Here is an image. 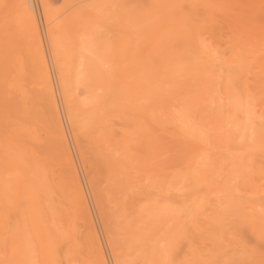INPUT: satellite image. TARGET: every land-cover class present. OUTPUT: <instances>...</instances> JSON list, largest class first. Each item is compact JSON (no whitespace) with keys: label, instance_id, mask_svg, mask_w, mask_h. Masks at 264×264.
I'll return each mask as SVG.
<instances>
[{"label":"bare ground","instance_id":"obj_1","mask_svg":"<svg viewBox=\"0 0 264 264\" xmlns=\"http://www.w3.org/2000/svg\"><path fill=\"white\" fill-rule=\"evenodd\" d=\"M42 1H43V5L45 8L47 20L49 21V23H51L53 25L56 22L55 21L54 23H52L53 19L54 18L56 19L57 17L61 18V15H57V17H55V11L53 10L54 8L53 9L51 8V3H52L51 0H42ZM122 1H123L124 6H127V8H128L129 13L128 12L127 13L129 16L127 18L125 16H123L124 18H122L123 14H121L120 18H122L123 21L126 19V21L132 22V26H134L135 28L137 27L136 28L137 30L134 32L135 37H133L131 32L130 31L128 32L126 30V28L123 30V32H125V30L128 32V33L127 32L126 33H127V36L129 35V38L131 41H133V40L135 41L131 44L132 46L129 45V46H126V48L131 46V47H135V49H139V44H140L139 41L142 39V34L144 35L143 27L146 28L145 25H148V26L151 25L152 26V24H153L155 26V25H157V23H158V25L160 23H162V21H164V22L166 21L165 23L167 25L169 22L178 23V21L181 20L182 16L186 12H189L188 10H192V8H191L192 4H193V8H194V4L196 6L198 5V7H195V10H198V12L200 13V15H198L197 17H199L198 18L199 22L201 20V22H200L201 26H199L200 24L198 22V26H196V28L201 27L202 30L199 31L197 29H192V28L189 29L188 27L186 28L185 27L186 25H184V23H183L185 21L182 20L183 25H180V23H179V26H176V28H174V30L172 32H170L168 30L169 32L165 33V30L164 31L162 30L164 35L162 37H159L158 41H157V42H161V44L159 45V47L161 46V51H160L161 54L159 53V57H157L155 55V52H156L155 51L153 53H148L146 56L138 57V59L135 60V64H134L131 61L122 63L124 61V57L121 55V51L116 52V54L114 52H113V54L112 53L109 54V50H108L109 48H111L110 52H112L113 51L112 48L115 50L114 47H119V45L118 46L116 45L118 43L117 41H116L117 43L114 44L116 46H111V43H109V42L106 43L105 41H101L100 37L98 40H96V42L94 41L98 36L97 35L95 36V34H91V32L93 30H96L97 25L94 27V29H93V27L91 30L89 29L90 32H88L90 34V36L92 38L94 36L95 39L91 40V38H90L91 41L87 42L88 41L87 38H89V34L88 35L84 34L85 33L84 32L82 34L87 35L88 37L86 38V36H85L84 39L82 37V40L84 41V43H81V44L78 43V45L76 44V46H72V45H74V43L72 41H68L66 39V37L64 40H67L66 42H69V44L70 43H72V44L69 45V44H65V42H63V37L67 36V34L64 33L65 30L62 31V29L60 30V28H58V29L55 28L56 27L55 25H57L58 23L54 25L55 27L49 26V27H51L50 28L51 32L50 31L49 32L51 33L50 34L51 35L50 40L52 39L51 40V42H52L51 43L52 54H53V57H54V60L56 63L57 70H58L59 82H60V86L62 89L63 98H64L65 104L67 106L68 118L73 123L74 131H75L77 139L79 141H82V140H80L81 136L87 135L89 137V139H87V137H85V139L88 140V141H86L87 145L91 150L94 151L93 153L90 151H88V152H90L91 154L95 153V156L93 158L97 157L96 158L97 161H99V160L103 161L104 160V162H105V164H103L102 166L103 167L105 166L104 168H106L105 172H107L106 174L108 175L106 179L109 181V186L107 188H105V186H102L105 188L104 189V188L99 187L97 185L95 178L91 179L92 185H93V187L92 186L91 187H92V189L94 188L95 195L98 198V201L101 203L103 202V198H104L103 193H106V196L107 195L110 196L112 201L119 200L123 194H126L125 197L131 195L133 198L132 201L138 200L137 205L133 207L135 209L132 208L131 209L132 211H130L132 213V214L130 213L131 216L132 215L135 216V212L137 211L142 217L139 216L138 213L136 212L137 214L135 216L136 217L135 219H138L139 217H141V218H145L147 221V219L151 220V218L152 219L154 218V220H152V221H154V223H153L154 226L152 225V221L150 222V220L148 221V223H144L145 226L143 224L144 227H148V225H149V228L151 230H152L151 226L155 227L156 225H159L160 220H161V223H164L163 226L165 227L166 234H163L162 232H160L162 235V239H163L161 241L163 243V246H162V244L158 243V240L155 241L156 240L155 238H157V236L160 237V235H159L160 233L159 234H158V232L156 233L155 230L157 228L158 229L156 231L160 230V227L162 228V225L158 226L157 228L155 227L156 228L155 230L153 228L154 231L152 230L153 231L152 233H150L151 230L150 231L148 230L149 234H153V235H151L154 238L153 243L154 242H156V243H154L153 244L154 247L152 246L153 248H151L152 249L151 250L152 255L151 254L150 255L152 257L150 256L151 258L149 257L148 261L145 260V264H158L157 263L158 261L155 262V259L153 258V254L157 255V257L160 256L162 258V260L165 262V264H167V263L171 264L170 263L171 262V255L173 257L171 250L175 247H178L180 245V243L183 241H185V245L188 248V252H190V259L188 258L189 262L187 264H189V263L190 264H262V262L264 260V195H263V193H264V158L260 159V157L262 155H263L262 157H264V101H263L264 98L262 95V94H264L263 93L264 87L262 86L263 89H260L261 87L259 89L257 88L258 90H261V91H258V90H256V88L254 86L259 87L260 83L254 82V83H256V85L250 86L246 82H244L243 80L230 75L227 72V70H225L224 63H223V67L221 66L218 69L217 73H215L213 71H210V73L205 72L204 66H205V64H207V61H210L209 59H212V58L217 60L215 54L219 53V52H217V50H219V47H218V49L216 48V51H215V49L213 47H216V46L209 44V42H211L212 39H211V41L209 39L204 40L199 35L202 34V32L204 30L202 28L203 24L209 25L211 27L215 26V23L218 22V21H216V19L218 20L219 17L221 18L220 13L222 14V17H224V18H221L222 20L219 19L220 21H222L223 24L228 22L230 25L231 24L234 25L236 23L235 25H237L238 27L241 26L238 29L241 28L243 30L244 34H246L245 30H247L248 27L251 26L252 23L250 20H253L252 18H253V16L255 17V14L259 20H262V22L260 21V23L262 25L257 23V22H259V20L256 17L254 19H256L257 21L254 20L252 22H254V24L257 23V26H259V27L263 26L264 19H260V18H264V13H263L264 8L260 7V6L264 1H262V0H260V1L259 0L258 1L257 0H250V1L246 2V0H243V1H241V0H236V1L235 0H224L223 1L222 0L223 3H225L226 8H224L225 6H223V3H219L221 1H218L217 4H219L218 5L219 8L221 10H223L224 12L219 11L220 9L216 5H213V4H215V2L217 0L213 1L214 2L213 4H211L208 0H145L146 3L143 2L142 0L140 2H139V0H122ZM142 2L145 3V5H143V7L141 5V4H143ZM252 2L256 3L255 6L259 5L258 8H255L256 10L253 8L251 10L250 7H249V9L247 8V6H249V4L254 5V3H252ZM235 3H236V5H235ZM190 4H191V6H190ZM17 5H19V8L17 10H20L19 14H20V16L22 15V17L25 21L24 25L27 28L26 32H25V33H27V36H28L27 39L29 42H31V45H32V46L30 45L31 48H29V49H31V50L33 49V52H31L32 53L31 56L28 57V59L26 58L25 60L26 61L28 60V62L30 63L31 68H29V69L32 71H34V69H35V73H37V74H35L31 71L32 74H35L32 76V78L34 80V84H36V86H38L37 85V83H38L39 85L41 84V86H42L41 88H40V86L38 87V88H40V90H33L32 89L35 92V93L32 92L33 96L30 92H29L30 94L27 92L29 95V98L31 99L30 100L31 102L28 103V96H27V93L25 92V88L21 87L19 85L20 83H18V85L20 86V87L18 86L19 89L21 88L22 91H24V93L21 91L22 96H24V103H23L24 105L22 104V106H20L17 109L19 111L20 115L22 116L23 122H24V135L20 136V137L24 136V147H22L21 143H19L20 145L17 147H14L13 151L20 150L19 147L24 148V165H26V164L30 165L29 172H27V174L24 176V198L32 204L33 209H36V206H35L36 202H42V201H45L47 199H53L52 197L54 194V190L56 187H58L57 186L58 183H57V180L55 177L56 175L54 176V173L50 172V170H49L51 168H49V160H48L47 155L46 156L42 155V154L45 155L47 153V150L46 151L42 150V146L51 147V148H54L55 150H57V153L60 155V158H59L60 162L66 166V170L68 172V175L66 174V176L64 178H61V177L60 178L63 180H66V181L70 180V182H71L70 183L71 188L70 187L68 188V190H67L68 192L65 191V189H63V190L61 189L62 191L60 190L59 192L62 193L63 195L65 193H67V196H70V198H72V200L74 199L75 202L77 201L76 203H78V205L80 207V209L79 208H77V209L83 211L87 215V217L90 218V210H89L90 208H88V205H87L86 193L84 192V188L82 187V184L80 182V178H79L80 174H78L79 171L76 168V165H75L76 163H74V161H73L74 157L72 158L73 154H71V151H70L71 148H70V143L68 141L69 139H68L67 133L65 131L64 123L62 122L61 112L59 111V108H58V102L56 99V94H55L56 92L54 90V85H53L54 83L52 81L50 64L48 61V56L45 53L46 51L44 50L45 47H44V44L42 41L43 37H41L42 35L40 33L39 22L36 18V12L34 11L35 9H34L33 0H18V4H16V6ZM238 5H239V12L237 11L238 13L235 12V14H234V12L231 13L232 11L229 10V7L231 9L235 8L238 10V8H237ZM244 5H246V7ZM199 6H200V9H203V11L199 10ZM232 6H234V7H232ZM62 7H64V6L61 5V8ZM64 8H66V7H64ZM213 8H218V9H216V11L214 12ZM57 9L55 8V10H57ZM60 9H58V12L60 11ZM166 9L168 10V13H165ZM260 9H261V11H260ZM62 10H63V8H62ZM240 10H242V11L240 12ZM125 11L126 10H124L123 12L125 13ZM259 11L262 13L261 15H263V16L259 15V13H260ZM191 12H189V13H191ZM218 12H220V13H218ZM225 12H229V14L231 13V15L234 14L235 15L234 18L235 17H237V18L235 20L234 19L230 20L233 17H231V15H229L228 13L225 14ZM243 12L244 13L247 12L245 14H248V15H245V14L242 15ZM252 12L253 13L255 12V13L253 14ZM171 13H173V16L175 18L173 16H172V18L166 16L167 14H171ZM216 13H218V14H216ZM160 14H161V16H160ZM163 14H165V15H163ZM215 14L217 15V17ZM238 14H240L241 16ZM250 14H252V15H250ZM183 17H185V16H183ZM227 17L228 18L230 17V18L228 19ZM188 18H189L188 20H191L189 15H188ZM226 18L229 21H226ZM20 19H22V18H20ZM223 19L225 20V23H224ZM238 19L241 20V22H239ZM59 20H61V19H59ZM160 20H161V22H159ZM237 22H238V24H237ZM185 23H188V22H185ZM195 24L197 25V23H195ZM191 25L194 26L193 22ZM58 26H59V24H58ZM246 26H248V27L246 28ZM253 26H251V27L253 28ZM124 27H125V24H124ZM216 27H218V26H216ZM236 27L235 28L233 27L235 32L237 30ZM243 27L245 28V30L243 29ZM255 27H256V25H255ZM255 27H254V30L256 29ZM259 27H257V28H259ZM215 28L212 27L213 30ZM79 29H77V31L78 30L84 31V30H82V27H79ZM97 29H99V28H97ZM152 29H154V28H152ZM217 29H215V31ZM261 29L262 28H260V31L263 30V29L262 30ZM195 30H197V31H199V33L200 32L201 33L197 34V32ZM213 30H210V31H213ZM254 30H252V31H254ZM256 31H259V30H256ZM260 31L257 32L256 34L258 35V33H259V35H261L262 32L264 33V31H262V32H260ZM229 32H231V31L229 30ZM243 32H241V30H240V32L237 30V32H236L237 36H236V34L234 36L233 33L231 35H229L231 37L234 36V38H232V39H236L235 42H237V45H238V47L237 46L236 47L239 48V51L235 50L234 52H231V53L229 52L230 55H229L228 60L231 63L230 65H233L234 67L239 62H241V58L244 55L247 56L248 54H250L249 55L250 57H251V55L253 57L257 55V54L256 55L254 54L256 49L252 48V46L247 48V46L243 47L240 44L241 41L238 40V37H239L238 35L240 33H243ZM66 33H68V31ZM126 33H123V34H126ZM158 33H160V32H158ZM79 34L80 33H78L77 36H79V37L84 36V35H79ZM96 34H98V33L96 32ZM208 35H209V32H208ZM211 35L213 37H217L218 39L221 38L220 35H217L214 32H211ZM7 36H8V34H7ZM248 37H249V35H248ZM258 37H260V36H258ZM129 38L127 37V39H129ZM249 38H251V37H249ZM252 38H253V36H252ZM118 39H121V38H118ZM70 40H71V37H70ZM121 40H123V39H121ZM130 40H129V42H130ZM85 41H86V43H85ZM99 41H100L102 47L105 45L107 47L110 46L109 48H107L105 46L106 48L103 47L104 49H102V47H101L102 51L105 50V52L103 51L104 54H99V52H97V50L99 49L97 47V46H99V44H98ZM206 41H208V42H206ZM79 42H81V40ZM142 42H144V41H142ZM63 43L65 45H63ZM103 43L104 44L106 43V44L103 45ZM11 44H12V42H11ZM121 44H122L121 47H125L124 41ZM152 44H154V43H152ZM156 44H154L155 45L154 48H156ZM223 45L225 46L226 43ZM255 45L257 47L258 45H261V44L256 43ZM181 46H182V48L180 49ZM253 46H254V44H253ZM65 47H68V49ZM159 47H157V48H159ZM183 47H185V48L183 49ZM64 48L67 52L64 50ZM189 48H191L192 51L188 50ZM259 48L261 49L262 47H259ZM259 48H258V50H259ZM86 49H87V51H86ZM187 50L191 51V52L188 53ZM229 50L232 51L231 49H229ZM258 50H257V52H259ZM219 51H220V53L222 52L221 50H219ZM106 53H107V55H106ZM165 53H168V55L166 56ZM108 54H109V56H108ZM193 54H194V56L196 55V58H195L196 61L193 60L194 64L189 65L190 69L189 68L187 69L186 67L189 64L188 63V57L191 55L193 56ZM221 54H223V53H221ZM249 56H248V58H249ZM217 57L219 58V56H217ZM0 58H1V56H0ZM224 59H226V58H224ZM216 60H213V61H215L213 63L216 64V62H219ZM0 61H1V59H0ZM223 61H221V62H223ZM3 62H0V63L2 64ZM253 62H254V60H253ZM225 63H227V62H225ZM22 64H23V62H22ZM19 65H21V64H19ZM27 65H29V64H27ZM248 65L249 64H247V67H248ZM136 67H138V69H137V71L134 72ZM201 67H202V69H201ZM257 67L258 66H255L253 68L255 69ZM10 68H11V66H10ZM20 68H22V65ZM223 68H224V70H223ZM253 68L251 67L250 69H253ZM6 69L7 68H5V70ZM8 69L6 70L7 75L3 73V72H5V70L0 71V75H1V77H3V80L5 79L4 76L7 79L8 75H9ZM181 69H187L189 71L191 70V72H189V73H192L193 71H197V70H198V72L201 71L202 75H204L206 77L205 79L207 80V82L209 84H207L205 86L200 85L203 82L202 81L203 78L199 79L198 77H196V75L194 76V74L192 73L194 77H192V79L190 78V81H188L189 84H187V87H186L187 90L185 88L186 91H184V92L181 91L184 87L183 85H185L184 80H183V83L178 80V78L179 79L181 78V77H179V74H178V73L182 72V71L179 72ZM10 70H12V69H10ZM13 71H15V68L13 69ZM19 71L21 72V70H17L15 72L18 73ZM256 71H257V69H256ZM15 72H14V74H15ZM10 73H12V72L10 71ZM17 73L15 75L16 81H14L15 79L13 80L12 76L9 75L8 80L12 78L13 83L11 82L12 80L10 81V83L8 80H7L8 83L6 82L7 87L5 90L9 93H12V91H8V90H11L12 86H13V88L17 87L15 84H17L18 81L20 82L23 79L22 77H21L22 78L21 79L19 76H17ZM21 74L22 73H20L19 75H21ZM184 74H185V72H184ZM254 74L255 73H253V76H254ZM202 75H201V77H202ZM246 75L248 76L249 73L247 72ZM239 76L241 77V74ZM17 77H19V79ZM29 77H30V75H29ZM189 77L190 76H188V78ZM259 77L262 80L263 77H261V76H259ZM259 77L258 78L253 77V78L257 79L256 81H259L258 80ZM26 78H28V77H26ZM32 78H30V79L32 80ZM181 79H184V78H181ZM199 80H201L202 82ZM36 81H38V82L35 83ZM0 82H1V84L5 83V81H2L1 78H0ZM27 82L29 83L28 80H27ZM30 82H33V81H30ZM181 83H182V85H181ZM257 83L259 85H257ZM28 85L31 86L30 83ZM166 85H167V87H165ZM25 86H27V84ZM168 86L170 87V89H172L171 93H172V96L173 95L175 96V98L173 96L174 100L176 99V97L178 98V96H180V95L182 96L180 98L183 99V100L181 99L182 101L180 100L182 102V103L180 102L181 103L180 107H179V104L175 103L178 105L179 109L178 108L174 109L177 106L175 104H173L174 100H172L173 98H171V96H170L172 102L171 103L168 102L169 103L168 105L171 107V105L173 104L172 106H174V107L172 110L169 107L170 109H168V110L170 111V113L169 112L168 113L172 116V118H171L172 122L175 121L177 123V125L181 129H183L184 132L189 133L190 136H192L193 134L195 135V138L197 136L198 140H199L198 135L204 136V137H202V136L200 137L202 139L205 138L204 142L206 139L207 140L209 138L211 139V136L214 137L215 136V135H213L215 133L214 130L218 129V130H216L219 132H218V136L216 138L217 139L216 140L217 146H215V147H219V148H218V150H216L215 158H213V156L211 158L210 155H211V152H213L211 149L212 148L211 146L216 144V143L213 144L215 138L213 140V137H212L211 140L210 139L208 140L209 142H207V140H206V142L203 143V145H201V147L202 146L207 147V148L211 147L210 152L207 148H205V150L206 149L208 150V153H210V155H208V153H206L207 150L206 151L202 150V153H199L201 149H199V152H197V154L191 155L187 158H186V154H188V153H186V154L184 153L185 157H182L183 161L180 160L182 162H179V163L185 162L183 169L177 168V170H175V169L168 170L167 169V170L161 171L159 168H157V170L159 169L161 171V173H157V175H154L155 173L149 172V170L146 169V166H148L150 163L145 161V157H144L143 166H142L143 170L142 171L146 170L145 174H140L138 176V179L134 180V178L132 176V171L134 169L132 170L131 167L137 165V164L133 163L134 161H136L137 158L135 160L133 159V154L136 153V152L133 153V151L134 150L137 151L138 147L141 148L140 150H144L142 148V146H144V145H143V142H141L142 146L140 145L137 147V144H139V143H137L135 146L136 142L134 141L135 143H134V145L132 143V145L137 147V148L134 147L135 149L132 150L131 147H133V146H130L131 143H129V142L131 141L132 138L134 139L135 136L139 137L138 134H136L137 132H135V130H137V131L139 130L138 131L139 133L140 132L143 133L144 127L146 128L147 126L144 125L145 122H143L141 124L140 121H143V119H140L139 117L136 116V118L139 119L138 120L140 122L139 124H141L139 126V127H141V130L137 129L138 125H139L138 123H136V125H135L136 127L134 130V128L131 127V126H133V122L130 120V122L128 123L129 116H128V118L126 117L127 112H128V114L132 115L131 114L132 109L128 110L126 108V110L124 111V109H125L124 105L127 106L128 104L129 105L131 104L129 102H135L134 104L132 103L133 106L137 105V107H138V105H139L138 101L139 100L145 101V103H146L147 102L146 100H149V98H150L149 93H151V95L156 96L158 91L164 90V87H165L166 91L169 90ZM0 87H2V85ZM3 88H5V87L3 86ZM19 89H18V91H19ZM3 91H4V89H3ZM146 93H148L149 98H148V96H146L147 98H143V97H145ZM141 94H143V95L140 96ZM79 96H84V99H86L89 102V104H87V101H85V100H84L85 102L83 101V104L86 106V108L91 106L88 109V111L86 108L83 109V111L85 110V112H86L85 113L86 116H83L82 111L75 104L76 99H79L78 98ZM20 98H21V96H20ZM151 98H150V100H151ZM212 98H214V99H212ZM20 100L23 101V99H20ZM22 101H21V103H22ZM80 102H82V101L80 100ZM136 102H137V104H136ZM121 106H122L123 116L128 119V120L125 119L128 124L127 123L123 124L121 130L119 131V130H117V127L115 125H113V123L111 122L113 119L115 120V118H114L115 116H113L112 120H111L110 116H112L113 115L112 113H114L116 111L121 113V111H119V110H121V108H120ZM150 106L152 107V104L146 107L147 111H145L144 108L141 109L142 110L141 112H143V110H144V112H146L147 115L145 113L142 114L141 112H138V113L141 114L143 117L146 116L148 118V113L150 111H152ZM142 107H143V105H141L140 108H142ZM153 107H155V106H153ZM200 107L204 108L203 113L201 114L202 117L204 115H207V113L208 114L210 113L209 115H211L212 117L213 116L215 117L217 122H214V123L215 124L217 123V125H215V124L214 125L217 126V128H213L214 125H213L212 129L208 126H207L208 127L207 128L206 123L208 122L209 118L208 117L205 118L206 116H204V118L206 119L205 120L206 122H204V118L196 115L198 113V111L200 110L199 109ZM135 108H136V106H135ZM135 108H134V110H135ZM157 108H159V106H157ZM160 108H162L161 110H164L163 107H160ZM136 109H138V108H136ZM17 110H16V112H17ZM124 112L126 114H124ZM155 112H157V111H155ZM158 113H159V111H158ZM151 114H152V112H151ZM149 115H150V113H149ZM132 116H133V118H135L134 113ZM162 116L164 117V115H162ZM109 119L111 121H109ZM149 119L150 118H148V120ZM201 119H203V120H201ZM150 120L148 122H150ZM122 121L124 122V118ZM154 121H156V120H154ZM166 121H167V119H166ZM166 121H164V122H166ZM170 122H168V123H170ZM202 122H204L206 125H204V123H202ZM119 123H121V122H119ZM176 123H175V125H176ZM117 125L119 126L121 124H117ZM142 125H144V127ZM171 125H173V124H171ZM202 125L205 126L206 130H204L205 128H204V126L202 127ZM44 129L46 130V135H48V137H47V139H45L43 141L44 137H42V134L40 133V131H43ZM147 129H148V127H147ZM155 129H157V128L155 127L154 130ZM209 129H210V131H209ZM212 130H213V132H211ZM203 131H205V132L203 133ZM206 131L209 133L211 132L212 134L211 135L207 134ZM30 132L32 134L37 133L38 138H41L42 142H45V144H43L41 142L43 144V145H40L41 149L35 150V148H31V147L29 148V144L33 146V144L35 143L34 141H33L34 142L33 143L32 140L29 141L30 143L27 141L30 138L29 136L32 135V134H30ZM146 133H148V132H146ZM46 135H45V138H46ZM143 135H145V133L142 134L141 136H143ZM205 135H207V136L210 135V136H208L209 138L206 136L207 137L206 138ZM153 136H155V135L153 134ZM27 137H29V138H27ZM146 137H147V135H146ZM20 139L22 140V138H20ZM150 139H152V135H151ZM202 139H200V140H202ZM147 141H148V139H147ZM183 141H185V140H183ZM137 142H138V140H137ZM151 142L152 141H150V143H149V141H148V143L150 145H151ZM154 142H156V141H154ZM144 143H145V140H144ZM156 143L158 145L159 142H156ZM156 143H153V144L155 145ZM168 143H169V141H168ZM206 143L208 146L205 145ZM235 143L237 146L235 145ZM165 144L163 142V148L167 149L168 147L167 148L164 147V146H166ZM233 144H234V146H233ZM235 146L239 151L241 150L245 153H247L246 151H248V150L250 151V148H253V150L257 149L259 151L258 154H260V155L256 154L254 151V154L256 156L254 154H252V156L254 155V158H256L257 160L256 159L254 160V158H253L254 162H253V160H252V162L251 161L247 162V159H246L247 154L240 153V152L238 153V150H235L236 148L235 149L233 148ZM80 147H81V152H82L83 156L85 157V160L88 159V158H86L87 146L84 144V145H81ZM153 147L151 145V148H153ZM146 148L148 149L150 147L146 146ZM146 148H145V150H146ZM159 148L160 147H158L157 149H159ZM161 148H162V146H161ZM182 148H180V149H182ZM154 149H156V148L154 147L152 150L148 149V150H150V152L154 151V153L152 154V159H153L154 154H155L154 155V158H155L157 156V154L159 155V152H161L160 150H158V152H157V150L155 151ZM148 150H146V151L148 152ZM8 151H11V150H8ZM165 151H163V153ZM234 151H236L237 153H235ZM131 152L133 153L132 155H131ZM150 152L148 154L147 153L146 154L149 156ZM156 152H157V154H156ZM167 152H168V149H167ZM203 152H205L204 153L205 155H203ZM260 152L262 153V155ZM15 153L17 154L18 151ZM48 155L50 156V154H48ZM171 157L173 158V156H171ZM157 158H159V157H157ZM166 158H164V159L165 160L170 159L169 156L167 159ZM208 158H211L212 160H210ZM57 159H58V157H57ZM131 159H132V163H131ZM164 159H162V160H164ZM162 160H158L157 162L160 161V163H163ZM165 160H164V162H165ZM12 161H14V163H18V164H21L23 162L21 160V158H19V157L12 158ZM93 161H96V160H93ZM97 161L95 162L96 164L99 163ZM168 161L169 160L166 161L167 165L170 164L169 162L171 161V159L169 162ZM178 161H179V159H177V162ZM86 162H87V160H86ZM172 163L174 164V162H172ZM141 165H139V166H141ZM153 165L155 166L156 164H153ZM170 165L172 167V164H170ZM178 165H180V164H178ZM100 166H98V168ZM60 167H62V166H60ZM156 167H158V166H156ZM167 167H169V166H167ZM64 169L62 167V170L66 171ZM135 169L137 170L139 168H135ZM129 170H130V172H129ZM140 171H141V169H140ZM142 171H141V173H142ZM201 171H202V173H201ZM105 172H102V173L105 174ZM30 173H32V174H30ZM150 173L153 175H151ZM205 173H207L208 175L210 173L213 176L216 175L220 178H223V180L219 181V179H218V181H215L214 179H210L209 178L210 176L206 175ZM106 174H105V176H106ZM51 175H53V177ZM67 176L69 179L68 178L66 179ZM101 176H103V175H101ZM56 191H57V189H56ZM104 191H106V192H104ZM133 194H135L136 196H134ZM54 195H57V194H54ZM55 199H53V200H55ZM65 199L66 198H64V200ZM106 200H108V199H106ZM1 201L2 200L0 199V202ZM121 201H122V199H121ZM48 202H50V201L47 200V203ZM70 202L72 203L73 201H70ZM107 203H108V201H107ZM117 203L118 202H116V205L114 207L117 206ZM67 205H69V203H67ZM112 205H113V203H112ZM1 206H3L2 202H1ZM114 207H112V208H114ZM3 209L6 210V208H3ZM74 209H76V207ZM64 210H66V209H64ZM71 210H72V208H71ZM6 211H10V210H6ZM6 211H5V213L3 212V215L8 213ZM21 211H22V209H21ZM116 211H117V209H116ZM77 212L80 213L79 211H77ZM114 212H115V210H114ZM69 213H71V212H69ZM137 215L139 216L138 218H137ZM7 216H6V218H7ZM19 216H20V214H19ZM133 216L131 217L130 220L134 219ZM3 218H5V217H3ZM3 218H2V220H3ZM89 218H86V219L89 220ZM116 218H118V217H116ZM121 218H122V216H121ZM139 220L141 221V219H139ZM65 221H66V219H65ZM117 221L121 222L120 220H117ZM146 221H144V222H146ZM92 222L93 221L90 222L91 224L89 222H87V223H88V225L90 224L92 226L93 225ZM119 222H118V224H119ZM149 222L151 223V225ZM87 223L85 222V224H87ZM64 224H66V223H64ZM88 225H87V227H88ZM123 225H127V223L126 224L124 223ZM0 227H2V226L0 225ZM2 228L5 229V227H2ZM143 228H141V229H143ZM53 229H55V228H53ZM57 229H58V227H57ZM141 229L140 228L138 229L140 231V234H137L138 236L143 234V233H141V231L143 232L145 230V228H144V230H141ZM161 230H163V229H161ZM144 232L148 233L147 231H144ZM154 232L156 233L155 235H154ZM114 233H115V231H114ZM120 234L118 233V235H120ZM147 235L145 237H148ZM163 235H165L164 238H163ZM136 236L134 237V238H136L134 240L138 239V236L137 237ZM88 237H87V239H88ZM123 238H125V237H123ZM92 239H93L92 242L95 243L96 239H94L93 236H92ZM132 240L133 239L131 238V241ZM144 242H142V243H144ZM145 244H146V242H145ZM95 246L97 247L98 244L97 245L95 244ZM29 247H30V245H29ZM140 247H141V249H140ZM142 247H144V246H143V244L140 243L138 249H140V251L144 250V248L142 249ZM146 247H148V246L146 245ZM161 247H163V248H161ZM27 249L30 250L31 248H27ZM176 249L178 250V248H176ZM129 252L132 253V251H128V253ZM168 252H170V253L168 254ZM185 253H187V252H185ZM95 256H97V255H95ZM130 256H132V255H130ZM135 256H137V255L135 254ZM187 257H188V255H187ZM137 258H139V257H137ZM150 259L151 260L154 259V260H152L153 262H151ZM142 260H144V259H142ZM163 261H160V263H163ZM172 261L173 262L176 261L174 259V257L172 258ZM173 262H172V264H173ZM91 264H105V263L103 261H101L98 257H96L91 262ZM181 264H182V261H181Z\"/></svg>","mask_w":264,"mask_h":264},{"label":"rangeland","instance_id":"obj_2","mask_svg":"<svg viewBox=\"0 0 264 264\" xmlns=\"http://www.w3.org/2000/svg\"><path fill=\"white\" fill-rule=\"evenodd\" d=\"M51 1H52L51 8L52 9L54 8L53 10L55 11V17H57V15H61V18L60 17H57L56 19L55 18L53 19V22L52 23H54L56 21L53 25L51 23H49V21L47 20L46 13H45V8H44L43 1L42 0H33L34 9H35L34 11L36 12V18H37V20L39 22L40 33L42 35L41 37H43L42 38V41H43V44H44V47H45L44 50L46 51L45 53L48 56V61H49V64H50V70H51V75H52V81L54 83L53 84L54 85V90L56 92L55 94H56V99H57V102H58V108H59V111L61 112L62 122L64 123L65 131H66L67 137L69 139L68 141L70 143V148H71L70 151H71V154H73L72 155V158L74 157L73 158V161H74V163H76L75 164L76 165V168L79 171L78 174H80L79 175L80 182L82 184V187L84 188V192L86 193L87 205H88V208H90L89 209L90 210V218L87 217V215L83 211L77 209V208L80 209L78 203H76L77 201L75 202L74 199L72 200V198H70V196H67V193H65L63 195L62 193L59 192L61 189L62 190L65 189V191H67L69 187L71 188V184H70L71 182H70V180L66 181V180L61 179V178H64L66 176V174L68 175V172L66 170V166L60 162V159H59L60 158V155L57 153V150H55L54 148H51V147L42 146V150L43 151H46L47 150V153L45 155L44 154H42V155L43 156H46L47 155L48 160H49V168L52 169V170L51 169H49V170H50V172L54 173V176L56 175L55 177H56V180H57V183H58V185H57L58 187L55 188L54 194H57V195H54L53 194V197H52L53 199H55V198L56 199L55 200H53V199H47V200L50 201L48 203H47V200L42 201V202H36L35 203L36 209H33L32 208V204L28 200H26L24 198V176L27 174V172H29L30 165L29 164L24 165V148L19 147L20 150H16L15 149L16 151H13L14 150V147H17V146L20 145L19 143H21V146L24 147V136L23 137H20L21 135H24V122H23L22 116L20 115L19 111L17 110L24 103V96H22V93H21L22 89L20 88L21 89L20 90L19 87L21 86V87L25 88V92L26 93L27 92L28 93L30 92L32 94V96H33V93H32V92H34L33 90H40V88L42 86H41V84L39 85L37 83L38 81L35 82V83H37L38 86H36V84H34V80H33L32 76L35 75V74H37V73H35V69H34V71H32V70L29 69V68H31L30 67V63L28 62V60L27 61L25 60L26 58L28 59V57L31 56V54H32L31 52H33V49L32 50L29 49V48H31L32 45H31V42H29L28 39H27V37H28L27 36V33H25L26 32V29H27L25 27V25H24L25 21H24L22 15L20 16V14H19L20 10H17L19 8V5L16 6V4H18V0H0V56H1V58H0L1 61L0 62H3L4 61L2 64L0 63V67H1L0 68V71L5 70V68H7V69L9 68L8 69L9 75L12 76L13 80L15 79L14 81H16V76L15 75H16L17 72H15V71L21 70V72L19 71L17 73V76H19L20 78L21 77L23 78V79L21 78L22 80L20 79L21 80L20 82L18 81L17 84H15L17 87L13 88V86H12L11 90H8V91H12V93H9V92H7L5 90L6 87H7V83H8L7 80L9 78V75H8L7 79L4 76V78H5L4 80H3V77H1V75H0V78L2 79V81H5V83L2 82L3 84H1V82H0V84L2 85V87H0V199L2 200L1 202H2V205H3V206H1V202H0V206L2 207V208L0 207V214L2 213L0 215V225L2 227H5V229L2 228V227H0V264H91V262L96 257H98L105 264H145V260L148 261L149 257L152 255V253H151L152 252L151 251L152 249L151 248L154 247L153 244L156 243V242L153 243L154 238H153V236H151L153 234H149V232H148V230L149 231L151 230L149 228V225H148V227H144L145 226L144 223H148V221L150 219H147V221H146L145 218H141L142 216L137 211L136 212L141 217H139L137 215V218L138 217L139 218L138 219H135L136 218L135 216H136L137 213L134 211L135 212V216L132 215L134 217V219L130 220L131 217H132L131 216L132 213L130 211H132L131 209L134 206H136L137 205V202H138V200L132 201L133 198H132L131 195L125 197L126 194H123L124 196L122 195V197L119 200L112 201V199H111L110 196L107 195L108 196L107 197L106 196V193H103L104 194L103 202L101 203V202L98 201V198L95 195V190H94V188L92 189L93 185H92L91 179L92 178H95V180L97 182V185L99 187L105 186V188H107L109 186V181L106 179L107 176H108L106 174L107 172H105L106 171V168H104L105 166L104 167L102 166L103 164H105V162H104V160L103 161H100V160L97 161V159H96L97 157L93 158L95 156V153L94 154H91L90 153V152L93 153L94 151L91 150L88 147V145H87V142L86 141H88L87 139H89V137L87 135H82L81 136L80 140H82L83 142L82 141H79L77 139L76 134H75V131H74L73 123L68 118L67 106L65 104V101H64V98H63V94H62V89H61L60 82H59L58 70H57L56 63H55V60H54V57H53V54H52V46H51V43H52L51 40L52 39L50 40V37H51V35H50L51 34L50 33L51 32V29L50 28L52 26L53 27L56 26L55 27L56 29L60 28V30L62 29V31L65 30L64 33L67 34V36H64L63 37V42H65V44H69V42H66V41L67 40L68 41H72L74 43V45H72V46H76V44L78 45V43H80V44L81 43H84V41L82 40V37H83V39H84L85 36L87 38L88 37L87 35L89 34L88 32H90V30L92 29V27L94 29V27L97 25L96 26V30H93L91 32V34H95V36L97 35L98 37L95 39L94 36L92 38L90 36V34H89V38H87V40H88L87 42H89V41H91L93 39H95L94 41L96 42V40H98L99 37H100V40L101 41H105L106 43L109 42V43H111V46H116V45L118 46L119 45V47H114L116 51L112 48L113 51L110 52V50H111V48H109L110 46L107 47L105 45L106 43L105 44L103 43V45H105L107 48H109L108 49L109 50V54H111V53L113 54V52L116 54V52L121 51V55L124 57V61L122 63L130 62L131 61V62H133L135 64V60L138 59V57L146 56L148 53H153V52L156 51L155 52V55L157 57H159V53L161 51V46L159 47V45L161 44V42H157V41H158V38L159 37H162L164 35V33H163L164 30H165V33L169 32V31L172 32L174 30V28H176V26H179V23H180V25H183V23H184V25H186L185 27L186 28L188 27L189 29L192 28V29H197L199 31L202 30L201 27H199L200 29L199 28H196V26H198V22H199V19H198L199 17H197V16L200 15V13L198 12V10H195V7H198V5L196 6L194 4V8H193V4H192V7H191L192 10H188L189 12H191V11L192 12L191 13L186 12L183 15L185 17H183V16H182V18L180 17L181 20H179L178 23H171V22H169L168 25H167L165 23L166 21L165 22L162 21V23H160L159 25H158V23L155 26L152 24L153 27L151 25H149V26L148 25H145L146 28L143 27V29H144V35L142 34V39L139 41V43H140L139 44V49H135V47H131L132 46L131 44L133 42H135V41L134 40L131 41L130 38H129V35L127 36V33L130 31L131 34L133 35V37H135L134 32L137 30L136 29L137 27L135 28L134 26H132V22L126 21V19L123 21V19H122V18H124L123 16H125L127 18L129 16L128 15L129 11H128L127 6H124L122 0H79V1L78 0H51ZM140 1L141 0H139V2ZM142 1L146 3L145 0H142ZM208 1L211 4H213L214 3L213 1H215V0H208ZM218 1H221L219 3H223L224 0L223 1L222 0H217L215 2V4H213V5H216L219 8V6H218L219 4H217ZM241 1H243V0H241ZM247 1H250V0H246V2ZM262 1H264V0H262ZM145 3L141 4L142 7H143V5H145ZM236 3H235V5H236ZM252 3H254V5L253 4L252 5L249 4V6H247L248 9H249V7H250L251 10H252V8L253 9L258 8L259 5L258 6H255L256 3L255 2H252ZM61 5H63L67 9L64 8V7H62L63 8V10H62ZM190 6H191V4H190ZM223 6H225V3H223ZM234 6H232V7H234ZM244 6L246 7V5H244ZM260 7H263L264 8V2L261 4ZM55 8L56 9L57 8L60 9V11L58 12V9L55 10ZM218 8H213L214 12ZM224 8H226V6ZM237 8H238V10L235 9V8L231 9L229 7V10L232 11L231 13L234 12V14H235V12L236 13L239 12V5L237 6ZM123 9L126 10L125 13L123 12L124 11ZM199 10L200 11H203V9H200V6H199ZM219 11L224 12L221 9ZM241 11L242 10H240V12ZM260 11H261V9H260ZM229 12H225V14H227V13L229 14ZM165 13H168V10L167 9H166V12ZM218 13H220V12H218ZM218 13H216V14H218ZM231 13L229 15H231ZM245 13H247V12H245ZM245 13L243 12L242 15H244ZM121 14H123L122 15V18H120L121 17L120 16ZM234 14H232L233 16L231 15V17H233V18H231L230 20H232V19L235 20L237 18V17L234 18V16H235ZM240 14H238V15H240ZM261 14L262 13L260 12L259 15H261ZM163 15H165V14H163ZM188 15L190 16L191 20H188L189 19L188 18ZM220 15H221V18H224V17H222V14L221 13H220ZM245 15H248V14H245ZM250 15H252V14H250ZM160 16H161V14H160ZM166 16L172 18L173 13L167 14ZM261 16H263V15H261ZM216 17H217V15H216ZM255 17H256V14H255ZM255 17L253 16V18H252L253 20H250L251 23L254 25L253 26L251 24V26H253V28L251 26H250L251 28L248 27V26H246V28L248 27V29L245 30V28H244L245 26L243 27V29L245 30V33L246 34H244V32H243V30L241 28L238 29L241 26L238 27L237 25H235L236 23L234 24L235 26L232 25V24L230 25L228 22L225 23V20L223 19L224 20V23H225V24H223L222 21L219 20V19H221L220 17H219L218 20L216 19V21H218L219 23L216 22L215 23V26H212L214 28L216 26H218V27L215 28V29L218 28L216 31H215V29L213 30L211 26L204 25V24L202 25V28L204 29L203 32H202V34H200L201 32L199 33V31L195 30L197 32V34H200L199 36L201 38H203L204 40H208L209 39L211 41V39H212L213 42L211 41V42H209V44L216 46V47H213L212 46L215 49V51H216V48L218 49V47H219V50H221L222 51L221 53H223V54H221L220 51L217 50V52L220 53V54L219 53L218 54H215L217 60L216 59H213V58L212 59L213 60H216V61H219V62H216V64H215V63H213L215 61H213L212 59H209L210 61H207V64H205L206 67L204 66L205 72H209L210 73V71H213V72L217 73L218 72V69L221 66L223 67V63H224V68H225V70H227V72L230 75H232V76H234L236 78H239V79L243 80L244 82H246L250 86H254V85H256V83H254V82H258V83H260V85L257 83V85H259V87L254 86L256 88V90H258L260 87H261L260 89H263V87H264V82H263L264 81V37H263L264 36V33L262 31H264V23H263V26H260V27L257 26V23L261 24L260 21L262 22V20H259L256 17L259 20V22H257V23L255 22L256 24H254V22H252V21H254V20L257 21L256 19H254ZM20 18H22V19H20ZM227 18H226V21H229V20H227ZM59 19H61V20H59ZM260 19H264V18H260ZM182 20L185 21V22H188V23H185V22L182 23ZM238 21L241 22V20H239V19H238ZM159 22H161V20ZM192 22H193V24H194L195 27L193 25H191ZM200 22H201V20H200ZM200 22H199V24H200L199 26H201V23ZM57 23L59 24V26H58ZM195 23H197V25ZM55 24H57V25H55ZM124 24H125V27H124ZM237 24H238V22H237ZM255 25H256V27H255ZM49 26H51V27H49ZM79 27H82V30H84V31H79L81 29V28L79 29ZM231 27L232 28L233 27L234 28L236 27V29L239 32H240V30H241V32H243V33H240V34L238 33L239 34L238 35L239 36L238 37V40L241 41L240 44L243 47H246L247 46V48L252 46V48L256 49V51H255L254 54L255 55L257 54L254 57L251 55L252 58L249 56L250 54H248L247 56L244 55L241 58V62H239L237 65H235V67L233 65H230L231 63L228 60L229 55H230L231 52H234L235 50L236 51L237 50L239 51V48H237L238 47L237 42H235L236 39H232V38H234L235 34L237 36V33H236L237 30L235 32L234 31V28L232 29ZM254 27L256 28L255 30H254ZM257 27H259V28H257ZM97 28H99V29H97ZM125 28H126V30L128 32L126 30H125V32H123V30ZM152 28H154V29H152ZM260 28H262L263 30L261 29L262 31H260ZM77 29H79V30L77 31ZM251 29L254 30V31H252ZM210 30H213V31H210ZM229 30L231 32H229ZM256 30H259L260 32H262L261 35H259V33L257 35L256 33L259 32V31H256ZM67 31H68V33H66ZM96 32L100 36L98 34H96ZM158 32H160V33H158ZM208 32H209V35H208ZM211 32H214L215 34L220 35L221 38L218 39L217 37H213L211 35ZM78 33H80L79 35H84V34H87V35H84V36L79 37V36H77ZM82 33H84V34H82ZM123 33H126V34H123ZM232 33H233L234 36H232V37L229 36ZM7 34H8V36H7ZM247 34L251 38H249ZM252 36H253V38H252ZM258 36H260V37H258ZM65 37H66L67 40H64ZM70 37H71V40H70ZM127 37L129 39H127ZM90 38H91V40H90ZM118 38H121L123 40L118 39ZM80 40H81V42H79ZM129 40H130V42H129ZM123 41L125 42V44H124L125 47H121L122 46L121 43ZM142 41H144V42H142ZM11 42H12V44H11ZM206 42H208V41H206ZM85 43H86V41H85ZM115 43H117V44L114 45ZM152 43H154V44L157 43L156 44V48H154L155 45L152 44ZM225 43H226V45L224 46L223 44H225ZM256 43L257 44H261V45H258L256 47V45H255ZM65 44L63 43V45H65ZM70 44H72V43H70ZM98 44H99V46H97V47L99 49L97 50V52H99V54H104L105 50H103L104 51L103 52L102 49H104L103 47H105V46L102 47L100 41L98 42ZM253 44H254V46H253ZM129 45H131V46L126 48V46H129ZM101 47H102V49H101ZM157 47H159V48H157ZM259 47H262V48L260 49ZM65 48L68 49V47H65ZM65 48H64V50H65ZM181 48H182V46L180 47V49ZM184 48L185 47H183V49ZM258 48H259V50H258ZM229 49H231L232 51H230ZM188 50H191L192 51L191 48H189ZM257 50L259 52H257ZM86 51H87V49H86ZM191 51H188V53H190ZM107 53H106V55H107ZM109 54H108V56H109ZM165 54H166V56L168 55V53H165ZM193 56H194V54H193ZM193 56L191 55V56L188 57V63L189 64L186 67L187 69L190 67L189 65L194 64L193 62L196 61L195 60L196 55L194 57ZM217 56H219V58ZM248 56H249V58H248ZM224 58H226V59H224ZM252 59L254 60L255 63L253 62ZM14 60L15 61L17 60V61L15 62ZM221 61H223V62H221ZM22 62H23V64H22ZM225 62H227L228 64L225 63ZM19 64L22 65V68L24 70L22 68H20L21 65H19ZM27 64H29V65H27ZM247 64H249L248 67H247ZM254 65L255 66H258V67L254 69L253 68V67H255ZM10 66H11V68H10ZM202 67H201V69H202ZM251 67L253 69H250ZM14 68H15V71H13ZM224 68H223V70H224ZM10 69H12V70H10ZM137 69H138V67L135 68L134 72L137 71ZM187 69H181L179 72L182 71L181 72L182 74L177 72L179 74V77L184 78V79H181L180 78L181 80L178 78V80L181 81L182 83H183V80H184L185 81L184 84L186 85V86L183 85L184 87H183V89L181 91L184 92V91L187 90L186 87H187V84H189L188 81H190V78L192 79V77H194L195 75L199 79H202L203 78L202 79L203 82L201 80H199V81L202 82V84H200V85L205 86V85L209 84L207 82V80L205 79L206 77L204 75H202V72L201 71H199V72H198V70L197 71H193L192 72L194 74V76H193L192 73H189V72H191V70L189 71ZM256 69H257V71H256ZM6 70H5V72H3L4 74L7 73ZM10 71L12 73H10ZM31 71L33 73H35V74H32ZM14 72H15V74H14ZM184 72H185L186 75L184 74ZM247 72L249 73L248 76L246 75ZM20 73H22V74L19 75ZM253 73H255L254 76H253ZM240 74H241V77L239 76ZM29 75H30V77H29ZM187 75L190 76V77L188 78ZM201 75H202V77H201ZM259 76L263 77L262 78L263 81L260 79ZM19 77H17V78L19 79ZM26 77H28V78H26ZM253 77H257V78L259 77V79H258L259 81H256L257 79H254ZM12 78L8 80L9 83L12 80ZM30 78H32V80ZM13 80L11 81L12 83H13ZM27 80L29 81V83L31 84V86L28 85L29 83L27 82ZM30 81H33V82H30ZM18 83H20L19 84L20 86L18 85ZM182 83H181V85H182ZM26 84H27V86H25ZM3 86L5 88H3ZM39 86H40V88H38ZM165 87H167V85ZM165 87H164V90H165ZM185 88H186V90H185ZM3 89H4V91H3ZM18 89H19V91H18ZM168 89L169 90H167V91L165 90L166 92L164 90L158 91L157 94H156V96L155 95H151V93H149L150 94L149 95L150 98L152 97L151 100H150V98L148 96V93H146L147 95L145 94V97H143V98H147L146 96H148L149 100H146L147 101L146 103H145V101L139 100L138 101L139 102L138 107H137V105H135L136 108H138V109H136L135 106H133V104L135 102H129L131 104L130 105L128 104L127 106L124 105V108H125L124 111L126 110V108L128 110H131L132 109L131 110V114L133 115V113H134V117L135 118H133L132 115L128 114L127 111H126L127 114L125 112H124V114H126V117L127 118L129 116V120L123 116V113H122V106L123 105L120 107L121 110H119V111H121V113L118 112V111H116V112L112 113L113 114L112 116H110L111 120L113 119V116H115L114 117L115 120L113 119L111 121L109 119V121H111L113 123V125H115L117 127V130H119V131L121 130L123 124H126L127 123L126 120H128V123L130 122V120L133 122V126L134 127L133 126H131V127L134 128V130H135V127H136L135 126L136 123L139 124L140 122H141V124L143 122H145L144 125H146L148 127V129H149L148 130L147 127L145 128L144 125H142L144 127V130L142 129L143 130V133L142 132L139 133L138 132L139 130L138 131L135 130V132H137L136 134H138L139 137H136L135 136L134 139L132 138L131 141L129 142V143H131L130 146H133L135 142H136L135 143V146H136L137 143H139V144H137V147L140 146V145L142 146V143L141 142H143V145H144V146H142V148L144 150H140L141 149L140 147H138V148L135 147V146L131 147L132 150L135 149V148L138 149V150L136 149L137 151H135V150L133 151V153L136 152L135 154H133L131 152V155L133 154V159L135 160L137 158L136 161L133 160L134 161L133 163H135L137 165L131 167L132 170L134 169L133 171L131 170L132 171V176H133L134 180L135 179H138V176L140 174H145V171L146 170L142 171L143 170L142 169V166H143L144 157H145V161H147V162L150 163L148 166H146V169H148L149 172L155 173L154 175H157V173H161L162 170H167V169L168 170H172V169L177 170V168L178 169H183V167L185 165V162H183V163H179V162H182L183 161L182 160V157H185V154L186 153L189 154V155L186 154V158H187V157H189L191 155L197 154V152H199V149H201L199 153H202V150L206 151L207 149L210 152L211 149H212L213 152H211V155H210V153H208V150L206 151V153H208V155H210L211 158H212V156H213V158H215V156H216V150H218V148H219V147H215V146H217V141H216L217 139L216 138L218 136V132L219 131H216V130H218V129L214 130L215 133L213 135H215V136L214 137L211 136V139H212V137H213V140L215 138L213 144L214 143H216V144H214V145L211 144L212 145L211 146L212 148L210 147L211 148L210 149V148H207V147H204V146L201 147V145H203V143H205L206 140H207L206 139L205 142H204V139L205 138L204 139L200 138L202 135H198L199 136V140H198L197 136H196V138H195V135L194 134L192 136H190V134L184 132L183 129H181L177 125V123L175 121L172 122V119H171L172 116L169 114L170 111L168 109L171 108V110H172L173 107H174L172 105L175 104V103L179 104V107H180V104L182 103L181 101L183 99L180 98V97H182L180 95V96H178V98L176 97V99L174 100L175 96L173 95L174 96V98H173L172 93H171V90L172 89H170L169 86H168ZM258 91H261V90H258ZM22 92L24 93V91H22ZM28 93H27V96H28V103H29V102H31L30 101L31 99L29 98ZM263 93H264V89H263ZM142 95L143 94H141L140 96H142ZM262 95H263V98H264V94H262ZM20 96H21V98H20ZM170 96H171V98H173L172 100H174V103L171 105V107L168 105L169 103L172 102ZM78 98L82 102H80L79 99H76V103L75 102L74 103L82 111L83 116H86L85 110L83 111V109L86 108V106L83 104V101L84 100L87 101V100L84 99V96H79ZM20 99H23V101L20 100ZM212 99H214V98H212ZM21 101H22V103H21ZM263 101H264V99H263ZM150 103L152 104V107L155 106L156 108L155 107L152 108L150 106L152 111L149 112L150 115L148 113V118H150L151 120L149 119L150 122H148L149 121L148 118L145 116L147 118L146 119L145 117H143L138 112H141L142 111L141 109H143V108H144L145 111H147V108L146 107L149 106V105H151ZM87 104H89L88 101H87ZM136 104H137V102H136ZM177 104H175L177 107H175L174 109H177V108L179 109V107H178ZM141 105H143L142 108H140ZM157 106H159V108H157ZM90 107H87L86 108L87 111H88V109ZM160 107H163L164 110H161L162 108H160ZM134 108H135V110H134ZM15 109L17 110V112H16ZM199 109L201 111L199 110L200 112L198 111V113L196 115H198L199 117H202L201 114L203 113V109L204 108L203 107H200ZM144 110L141 113L142 114L145 113L147 115V113L144 112ZM154 110L157 111V112H155ZM158 111H159V113H158ZM151 112H152L153 115L151 114ZM157 114L158 115L160 114V115L158 116ZM209 114L207 113V115H204V116H206L205 118H207V117L209 118V120L207 119L208 120V122L206 123L207 125L204 123V122H206L205 121L206 119L204 118V116L202 117V118H204V122H202V123H204V125H206V127L208 126V127H210L212 129L213 125L215 124L214 122H217V121H216V119H215L214 116L212 117ZM162 115H164V117ZM136 116L139 117L140 119H143V121H140L139 122L138 121L139 119L136 118ZM123 118H124V122L125 123L122 121ZM166 119H167V121H166ZM154 120H156V121H154ZM201 120H203V119H201ZM164 121H166L167 123L164 122ZM119 122H121V123H119ZM168 122H170V123H168ZM175 123H176V125H175ZM117 124H121V125L118 126ZM141 124L138 125V128L137 129H140L141 130V127H139ZM171 124H173V125H171ZM204 125H202V127ZM215 125H217V123ZM215 125H214L213 128H217V126H215ZM155 127L157 129L154 130ZM204 128H205V126H204ZM204 130H206V128ZM145 131L148 132V133H146ZM207 131H206V133L207 134H210V135L212 134L211 132H213V130L210 133L207 132ZM209 131H210V129H209ZM204 132L205 131H203V133ZM40 133L42 134V137H44L43 138V141L45 139H47L48 135H46V130L45 129L43 131H40ZM144 133H145V135L141 136ZM30 134H32V133L30 132ZM44 134L46 135V138H45V135ZM153 134L155 136H153ZM146 135H147V137H146ZM151 135H152V139H150L151 138ZM210 135H208V136H210ZM206 136L207 135H205V137ZM29 137H27V138H29V140H27L28 142L31 141V140H32V142L33 141L35 142V143L33 142L35 145L32 143L33 146L29 144V148L31 147V148H35V150L36 149L39 150V149H41L40 148V145L45 144V142H42V139L41 138H38L37 133L36 134L33 133ZM85 137H87V139H85ZM202 137H204V136H202ZM20 138H22V140ZM147 139H148L149 143H150V141H152L151 142V145H152V147L154 146L156 148V149H154L155 151L156 150H157V152H158V150L161 151V152H159V155L156 152L157 156L154 158V155H155L154 154L153 155V159H152V154L154 153V151H151L150 152V150H152L154 147L151 148V145L148 143ZM200 139H202V140H200ZM137 140H138V142H137ZM144 140H145V143H144ZM183 140H185V141H183ZM208 140H207V142H209ZM154 141L159 142L158 145ZM168 141H169V143H168ZM163 142H164V144L166 143L165 144L166 146H164V147H166V148L168 147L167 149H168V152L169 153L167 152V149L163 148ZM132 143H133V145H132ZM153 143H156V144L154 145ZM84 144L87 146V148H86L87 149L86 150V152H87L86 158H88V159H86L87 162H86L85 157L83 156V154L81 152V147H80L81 145H84ZM145 145L147 147L149 146L150 148H148V149H150V150H148ZM205 145L208 146L207 143ZM235 145H236V143H235ZM161 146H162V148H161ZM233 146H234V144H233ZM236 146L233 147V148L235 149ZM144 147L146 148V150H148V152L145 150ZM158 147H160V148L157 149ZM180 148H182L183 150L180 149ZM205 148H207V149L205 150ZM8 150H11V151H8ZM235 150H238V149L236 148ZM17 151H18V153L16 154L15 152H17ZM88 151H90V152H88ZM163 151H165L166 153L165 152L163 153ZM254 151H255L256 154H258V152H259L257 149H254L253 150V148H250V151L249 150L246 151L247 153H245V152H243L241 150L240 151L238 150V153L240 152V153L247 154L246 155L247 156V158H246L247 159V162H250V161L252 162V160L254 158V155H255L254 154ZM149 152H150V155L148 156L147 154ZM234 152L237 153L236 151H234ZM204 153L205 152H203V155H205ZM48 154H50V156ZM166 154L167 155L169 154L168 156L170 157L171 161H170V159H167L168 156ZM252 154H254V155L252 156ZM258 155H260V154H258ZM261 155H262V153H261ZM171 156H173V158ZM262 156L260 157V159L261 158L262 159L264 158ZM14 157L21 158V160L23 162L21 164L14 163V161H12V158H14ZM57 157H58V159H57ZM157 157H159V158H157ZM175 157L177 159H179L178 162H177V159ZM161 158L162 159L166 158L167 160H169L170 162L169 161L168 162L170 164H172V167H171L170 164L167 165V162H166L167 160L164 159L165 160V162H164V160H162ZM211 158H208V159L212 160ZM255 159L256 158H254V160ZM93 160H96L99 163L96 164L95 163L96 161H93ZM158 160H162L163 163H160V161L157 162ZM180 160H182V161H180ZM254 160H253V162H254ZM172 162H174V164ZM131 163H132V159H131ZM153 164H156V165L154 166ZM178 164H180V165H178ZM139 165H141V166H139ZM166 165L169 166V167H167ZM60 166H62L63 169L65 168L64 170H66V171H63L62 170V167H60ZM98 166H100V167L98 168ZM156 166H158V167H156ZM135 168H139V169L136 170ZM157 168H159L161 171L159 169L157 170ZM140 169H141L142 173H141ZM101 171L102 172H105L106 176ZM202 171H201V173H202ZM129 172H130V170H129ZM32 173H30V174H32ZM205 174L208 175L207 173H205ZM101 175H103V176H101ZM151 175H153V174H151ZM51 176L53 177V175H51ZM208 176H210L209 177L210 179H214L215 181H218V179H219V181H222L223 180V178H220V177H218L216 175L213 176L210 173H209ZM67 178H68V176L66 177V179ZM102 188H104V187H102ZM56 189H57V191H56ZM104 192H106V191H104ZM133 195L136 196L135 194H133ZM263 195H264V193H263ZM64 198H66V199L64 200ZM106 199H108V200H106ZM121 199H122V201H121ZM70 201H73V202L71 203ZM107 201H108V203H107ZM116 202H118L117 203V206L118 207L116 206L117 208L114 207L116 205ZM67 203H69L70 206L67 205ZM112 203H113V205H112ZM74 206L76 207L77 210L74 209L75 208ZM112 207H114V208H112ZM3 208H6V210H10V211H6ZM71 208H72V210H71ZM21 209H22V211H21ZM64 209H66L67 211L64 210ZM116 209H117V211H116ZM133 209H135V208H133ZM4 210L6 212H8V213L5 214L6 216L8 215L7 218H6L5 215H3V212L5 213ZM114 210H115V212H114ZM77 211H79L80 213H78ZM69 212H71V213H69ZM19 214H20V216H19ZM115 216L118 217V218H116ZM121 216H122V218H121ZM3 217H5V218H3ZM63 217L66 219V221H65V219ZM2 218H3V220H2ZM86 218H89V220L86 219ZM139 219H141V221ZM117 220H120L121 222H119ZM152 220H154V218L153 219L151 218L150 222ZM91 221H93L92 222V224H93L92 226L90 225L91 224L90 223ZM144 221H146V222H144ZM85 222L86 223L89 222L90 224L89 225H88V223L85 224ZM118 222H119V224H118ZM64 223H66L67 225L64 224ZM124 223L125 224L127 223V225H123ZM153 223H154V221H152V225L154 226ZM160 223H161V220H160ZM160 223H159V225H156L155 226L157 228L158 226H161L162 225V228L160 227V230L156 231L158 228L156 229L155 227L151 226L152 230L154 228V230L156 229L155 230L156 233L158 232V234H159L160 232H162L163 234H166L165 227L163 226L164 223H161V224ZM143 224H144V226H143ZM87 225H88V227H87ZM150 225H151V223H150ZM57 227H58V229H57ZM143 227L145 228V230H144ZM53 228H55V229H53ZM139 228L140 229L143 228L141 230L147 231L148 233H146L144 231L143 232L141 231V233H143V234H141V235L138 236L137 234H140V231L138 230ZM112 229L115 231V233H114V231ZM161 229H163V230H161ZM152 230H151L150 233H152L154 231V230L153 231ZM155 232H154V235L156 234ZM118 233L119 234L121 233V234L118 235ZM145 234L146 235L148 234L147 235L148 237H145L146 236ZM136 235L138 236V239L137 240H134V239H136V238H134ZM159 235H160V237L156 235L158 239L155 238L156 239L155 241L158 240V243L159 244H162V246H163V243L161 242L163 240L161 233ZM92 236H93L94 239H96L95 243L92 242L93 241ZM164 236L165 235H163V238H164ZM87 237H88V239H87ZM123 237H125V238H123ZM131 238L133 239L132 241L133 242L135 241L136 243L135 242L133 243L131 241ZM143 240L146 242V244H145V242ZM139 242L141 244H143L144 247H142V249L144 248V250H141L140 251L141 247H140V249H138V247L140 245ZM142 242H144V243H142ZM95 244L96 245L98 244V246L96 247ZM29 245H30V247H29ZM146 245L148 247H146ZM26 247L27 248H31L30 249L31 251L28 250ZM161 248H163V247H161ZM176 248H178V250ZM128 251H132V253H130V252L128 253ZM171 251H172V254H173L174 259L176 260L175 262H173L172 261V258L173 257L171 255V262L169 261L171 264H172V262H173V264H181V261H182V264H187L189 262L188 258L190 259V252H188V248L185 245V241L181 242L178 247L173 248ZM185 252H187L188 254L185 253ZM169 253L170 252H168V254ZM135 254L137 256H135ZM95 255H97V256H95ZM130 255H132V256H130ZM187 255H188V257H187ZM137 257H139V258H137ZM153 258L155 259V262L158 261L157 262L158 264H165V262L162 260V258L160 256L157 257V255H154L153 254ZM142 259H144V260H142ZM154 259H152V260H154ZM152 260L150 259L151 262H153ZM160 261H163V263H160ZM262 264H264V260H263Z\"/></svg>","mask_w":264,"mask_h":264}]
</instances>
